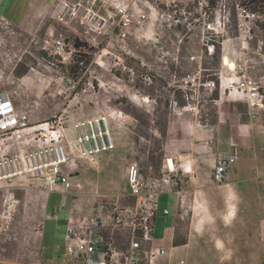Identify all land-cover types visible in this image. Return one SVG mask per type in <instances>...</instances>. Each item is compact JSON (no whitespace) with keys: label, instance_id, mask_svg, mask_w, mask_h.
Here are the masks:
<instances>
[{"label":"rangeland","instance_id":"rangeland-1","mask_svg":"<svg viewBox=\"0 0 264 264\" xmlns=\"http://www.w3.org/2000/svg\"><path fill=\"white\" fill-rule=\"evenodd\" d=\"M53 1H0V15L12 23L10 28H6L0 20V91L9 92L18 107L28 112L30 126L34 127L23 138L30 141H2L0 158L6 152L14 158L18 154L23 156L33 152L34 142L41 136L37 129L40 124L55 121L57 128L63 123L66 126L98 114L110 115V127L117 147L113 152L103 154L96 166L69 165L79 171L85 182H92L86 192L75 195L58 191L47 193L38 180L33 179L35 160L31 158L27 164L28 170L23 173L26 177L18 179L15 176V181L24 182V186L13 189L16 196L15 212L8 225L3 218L1 203L7 190L2 186L0 264H61L60 253L70 210L76 207L78 212L88 213L94 201L89 193L91 188H99L110 196H120L123 204L133 203V199L124 195L126 168L132 159L139 160L143 169L151 164L152 174L155 177L162 176L168 170L163 167L167 157L164 151L162 156L155 152L156 161L151 162L150 151L157 149V139L161 138L155 120L165 119L168 125L170 112L179 108L173 94L175 89L185 92L186 98L190 96L191 105L187 110H192L199 117L201 114H209L213 103L209 99L212 90L223 86L229 90L221 80L226 82L228 77L234 79L242 74L238 72V64H242L247 75L252 76L264 92V54H261L263 42L252 39L250 24L245 20V17H254L245 16L239 11V36L233 37V31L224 29V24L229 22L228 11L223 3L219 4L213 21L208 22L207 0H140L138 4L149 13V18L141 26H133L124 40L114 37L103 39L98 46H83L89 54L93 49L95 52L91 62L81 70L83 79L80 82L81 88L77 89L75 85L78 82L67 75L74 47H67L61 55L54 52L53 46L44 48L48 28L53 23L50 18V4ZM44 2L49 4L45 3L43 6L45 11L37 31L27 32L22 27L15 26L30 13L32 4ZM54 25L58 27L56 21ZM232 25L229 24L228 28ZM256 32L258 36L264 34L259 30ZM197 38L200 39L199 47L193 46L191 42H195ZM207 38L216 42L224 38L223 55L231 60L224 65L222 62L216 79L218 83L212 89L205 84L209 80L202 72V62L207 58L202 48ZM208 50L212 51L211 48ZM114 52L121 60L124 56L139 60L140 69L133 71L122 60L121 67L111 70L109 60ZM171 65H175V68L181 66L182 69L197 65V68L192 76L180 77L176 72L170 73ZM117 71L122 74L117 75ZM153 73L157 76V83L150 80ZM151 86L154 93L149 97L148 90ZM135 93L140 94V99L135 98ZM240 94L248 103L247 96L241 91ZM156 99H169V106L165 107L164 102L158 104ZM262 103L264 106V97ZM250 108L252 111L257 110ZM135 113L143 119L137 118ZM165 141L166 138L162 142L163 148ZM179 174L180 179L183 178L181 170ZM214 181L222 183L225 180L217 182L214 178ZM175 195L165 192L159 197V208L155 216L156 239H163L167 227L175 221V213H163L164 208H174ZM72 199L75 200L74 203L71 202ZM47 204L48 214L60 207L57 217L46 218ZM188 208L189 217L181 218L178 213L176 235L179 241L188 236L193 207L189 205ZM210 211L212 219L207 224L204 237L193 238L192 243L186 247L170 248L168 254L156 258L155 264H264V207L223 206L210 207ZM216 234L225 240L226 248L223 253H217L213 249L216 240L212 238ZM119 235L122 241L126 240L125 235ZM42 238L44 243L40 251ZM56 238L58 242L54 245Z\"/></svg>","mask_w":264,"mask_h":264},{"label":"built area","instance_id":"built-area-1","mask_svg":"<svg viewBox=\"0 0 264 264\" xmlns=\"http://www.w3.org/2000/svg\"><path fill=\"white\" fill-rule=\"evenodd\" d=\"M140 0H54L50 10L53 23L48 28V38L44 48L53 46L56 54H63L78 40L85 46L100 45L103 39L124 40L133 26H141L149 13L139 6ZM4 27L10 28L11 21L0 15ZM58 23V27L54 22ZM74 47V46H73ZM75 50V49H74ZM122 60L117 53H111L110 69L121 67ZM239 76L221 80L229 91H241L248 98L250 107L263 105L262 86L250 75L242 64H238ZM205 84L211 89L215 80ZM140 99V94H134ZM256 106V107H255ZM256 113V110L253 111ZM55 121L37 126L38 141L33 152L15 158L3 153L0 158V188H6L1 198L3 218L10 224L15 212L16 186L23 187L24 171L28 161L35 160L33 179L47 192L64 194L86 192L92 182H85L79 171L69 167L80 165L96 166L105 153H111L117 143L110 127V115L98 114L79 119L65 126L55 128ZM59 126V125H58ZM30 118L27 111L20 109L15 99L7 91H0V143L5 140H23L29 133ZM34 131V130H33ZM3 143V142H2ZM239 159V152L224 154L217 158L214 178L222 182L227 178L229 168ZM19 167V168H18ZM168 169L160 177L152 174L153 166L143 169L139 160L132 159L126 168L125 197L133 199L132 204H123L120 196L108 195L99 188H91L89 193L94 201L88 213L78 212L73 207L67 221L64 237L63 264H155L156 258L169 253L165 246L158 245L154 237L155 216L161 193L173 192L180 179L179 167L173 157H167L163 164ZM188 167L183 171L188 172ZM165 171V170H164ZM60 207L54 208L49 218L57 217ZM164 214L169 212L164 209ZM181 218L190 215V208L180 201ZM125 235L122 241L120 235Z\"/></svg>","mask_w":264,"mask_h":264},{"label":"crops","instance_id":"crops-1","mask_svg":"<svg viewBox=\"0 0 264 264\" xmlns=\"http://www.w3.org/2000/svg\"><path fill=\"white\" fill-rule=\"evenodd\" d=\"M45 3L49 4H32L30 13L15 26L27 32L37 31L42 23L40 19L45 11ZM218 91L219 97L211 104L207 116L201 114L199 117L192 110H187L189 104L185 108H174L168 117L164 155L173 157L174 164L183 174L176 184L177 188L169 192L176 194L174 208H164L169 210L167 214L175 213V221L167 227L163 239H156V243L167 247L169 252L170 248L189 246L193 238L205 236L207 224L212 219L210 207H264V106L260 104L253 113L240 91L230 92L224 86ZM235 150L239 152V159L229 168L225 181L216 183L214 172L217 158L232 154ZM183 167L190 170L184 172ZM181 200L185 202L184 205L193 207V217L187 239L175 245ZM48 206L46 218L49 216ZM212 239L216 240L213 249L223 253L226 248L224 238L216 234ZM57 242L56 238L54 245ZM43 243L42 238L40 251ZM63 250L64 238L61 264Z\"/></svg>","mask_w":264,"mask_h":264},{"label":"trees","instance_id":"trees-1","mask_svg":"<svg viewBox=\"0 0 264 264\" xmlns=\"http://www.w3.org/2000/svg\"><path fill=\"white\" fill-rule=\"evenodd\" d=\"M1 1V0H0ZM223 3L225 8L228 11V24H224V29L226 31H233V37L239 36V14L241 11L245 16H253V19L245 17V20L249 22V33L252 36V39L255 38L254 41H259L261 40L263 42L262 45V51L261 54H264V34L262 36H258L256 30L262 31L264 33V0H207V10L209 13V19L208 22L213 21L214 14L219 7V4ZM211 18V19H210ZM229 24H233L231 28H228ZM227 27V28H226ZM221 37V35H219ZM224 38L220 39V41L216 42L213 40H210L209 38L204 40V45L203 48L205 51V55L207 58L203 60L202 62V72L205 76H207V80H215L216 84L218 83V75L221 69L222 65V59H223V51H222V42ZM193 46L199 47L200 45V39L197 38L196 41L194 42L193 40L191 41ZM75 52L73 56L72 62L68 65V70H67V75L75 82H78L76 84V88L79 89L81 88L80 82L82 81V76H81V70H83L87 65L91 62L93 53L95 50L93 49V52L89 54L88 51H85L83 49V46L85 47L84 44L76 40L73 44ZM209 48L212 49L211 52H209ZM124 62L127 64V66L132 69L133 71L136 70L138 71L140 69V61L129 56H124L123 59ZM195 64V63H194ZM170 68V73L176 72L177 75L180 77H189L192 76L193 73L196 71L197 65H193L191 68L187 69H182L181 66H178L175 68V65L169 66ZM117 75H121L122 72L117 71ZM150 80L152 83H157L158 79L156 74H151L150 75ZM206 81V80H205ZM203 81V82H205ZM149 97L152 96L154 93L153 86L148 90ZM212 94L210 95L209 99L212 102H215L218 97H219V91L217 88L212 90ZM261 92L264 95L263 90ZM175 95V101L177 105L181 108L187 107L191 101H190V96H187L186 98V93L183 92L180 89H175L174 93ZM158 104H163L165 107L169 106V99L166 100H158L156 99ZM137 118L143 119V117L139 114H136ZM155 123L157 125V129L160 135V139H157V149L156 150H151L150 151V161L155 162L156 157L154 155L155 152H159V155H163V141L167 136V120L162 119V121L155 120ZM147 135V134H146ZM178 229V225H177ZM176 229V231H177ZM176 234H178L176 232ZM180 243H184V240H176L175 245H178Z\"/></svg>","mask_w":264,"mask_h":264},{"label":"bare ground","instance_id":"bare-ground-1","mask_svg":"<svg viewBox=\"0 0 264 264\" xmlns=\"http://www.w3.org/2000/svg\"><path fill=\"white\" fill-rule=\"evenodd\" d=\"M222 62H223V64H228L229 62H231V60L229 59V57L227 55H223ZM31 130L32 129H29L26 132L31 131Z\"/></svg>","mask_w":264,"mask_h":264}]
</instances>
